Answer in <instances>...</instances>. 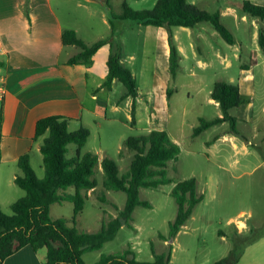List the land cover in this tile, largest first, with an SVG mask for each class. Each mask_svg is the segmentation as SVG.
<instances>
[{
    "label": "rangeland",
    "instance_id": "1",
    "mask_svg": "<svg viewBox=\"0 0 264 264\" xmlns=\"http://www.w3.org/2000/svg\"><path fill=\"white\" fill-rule=\"evenodd\" d=\"M155 1L108 0L114 12H119L123 3L135 10H148L153 7ZM188 1L209 12L219 10L222 13V23L231 29H233V25L237 24L239 31L234 30L233 32L236 43L229 45L209 23H200L201 26L208 27V31L215 35L210 37L204 33L201 45L199 42L197 44L196 57L186 50L187 56L181 64L177 77L172 79L169 75L168 87L173 91L169 98L166 94V98L169 100L168 134L171 138L177 139L180 147L177 159L169 161L166 167L167 176L171 178V182L156 188H141L140 198L148 201L151 207L136 206L132 212V224L135 229L126 225L121 226L115 237L104 243L101 249L83 255L87 264L96 261L101 254L119 252L128 244L131 245L135 258L139 261L152 259L150 244L153 245L156 252L164 251L166 245L158 237V234L165 236L168 234L169 222L174 219L177 210L170 190L176 181L190 177L196 179L197 192L202 195V200L195 205L191 216L177 232L176 240L171 242L172 257L168 264H211L227 255L234 246L236 236H254L258 232H262L264 235V161L261 155V149L264 148V63L255 67L253 121L248 125L239 123V135H233L237 138V150L229 142L221 140L213 142L214 135L223 128L219 125L211 126L196 137L191 136L192 125H197L198 117L211 119L221 114L219 106L214 105L213 101H208L210 98L208 90L211 84L219 80L236 82L239 65L249 61L244 50L251 51L254 47H258L257 38H253V29L250 27L251 20L254 18L250 19V17L241 21L240 11L235 4L242 0ZM79 2L87 6L79 4ZM252 2L264 5L262 0H253ZM50 5L56 11L62 25L65 27L74 26L85 40L108 37L112 32L114 42H118V39L122 40L123 59H125L126 65L132 69L140 86L151 83L150 78L153 70L156 69L164 73L160 68V58L156 60L155 52L158 49L154 50L153 35L150 33L149 40L143 41L146 35L144 25L113 19L115 27L111 32L109 25L103 22L104 18H108L106 6L98 0H88L87 2L50 0ZM235 9L237 12L233 13ZM252 23L254 24V22ZM258 24H260L259 21ZM159 28L161 30L159 32H164L167 43L171 32L172 37L173 34H176L187 46L190 31L186 30H190L189 27L173 26L168 29L163 26ZM156 41L160 46L162 40L157 38ZM226 48L232 51L236 49V54L232 53L229 58L226 57L224 60L222 49ZM132 51L137 54V57L128 62V56ZM98 56L93 65L94 69L100 68ZM194 60L199 61L202 68H194L197 74L191 76L190 69L193 68ZM102 69L106 70L104 64ZM93 85L91 79L87 80L88 87ZM122 89L124 87L118 81L112 92L108 93L104 90V94H98V100L118 99ZM85 103L88 104V100ZM147 109L145 101L142 100L139 110L142 120L146 119ZM158 110L161 113L159 108ZM231 112L236 115L235 108ZM130 115L129 113L128 116ZM159 115L161 116V114ZM126 116L125 112L114 114L108 112L106 120L102 119L106 123L110 122L108 128L92 127L94 132L81 148V153L95 149L103 150L106 157L116 160L120 175L127 171L132 153L124 148L122 157L118 155L115 148L116 143H112L113 138L117 135L126 138L144 133L128 129L130 121L125 120ZM224 125L229 128L228 123H224ZM72 127L71 123L67 129L72 131ZM107 135L109 136L106 137ZM241 135L250 138L255 146L248 145L245 151L240 148L241 143L244 142ZM208 141L211 143L208 144ZM74 149L73 144H68L66 157L74 156ZM101 150L97 152L99 155H102ZM30 163L36 175L41 177L43 175L41 153H39V157L33 156ZM101 176L100 169L96 174L97 189L95 192L91 191L81 213L76 218V227L81 230H97L103 219H108L109 216H114L117 213L110 203L101 202L96 197V193L101 191ZM68 191L72 192L71 188ZM106 197L114 202L119 209L123 208L126 199L124 192L106 191ZM2 211L8 214L10 207L4 206ZM49 212L53 218L62 217L69 220L73 214V205L69 201L54 203L50 206ZM257 244L247 249L235 264L264 263L262 257L264 241H259Z\"/></svg>",
    "mask_w": 264,
    "mask_h": 264
},
{
    "label": "trees",
    "instance_id": "2",
    "mask_svg": "<svg viewBox=\"0 0 264 264\" xmlns=\"http://www.w3.org/2000/svg\"><path fill=\"white\" fill-rule=\"evenodd\" d=\"M108 11V19L131 21L141 25L167 27H193L197 23L207 22L228 44L236 43L234 34L222 23L220 11L209 12L201 9L188 0H156L151 9L135 10L123 3L119 12H114L108 1L104 2ZM237 9L245 16L264 20V5L250 0L237 2ZM113 32L108 37L98 39L90 44L80 39L73 29H64L60 39L63 45H74L79 51L70 56L66 64L92 63V56L103 45L109 44L107 57V74L102 83L110 88L112 81L117 80L125 87L124 97L130 96L135 102L138 96L136 80L131 70L122 61L121 45L114 42ZM257 43L264 53V28L259 25ZM168 68L171 78H175L179 68L180 54L174 43L171 32L168 37ZM2 65L0 61V66ZM173 89L167 87V98ZM210 98L218 103L221 114L211 119L199 118L192 130V136L213 125L228 123L229 132L238 134L237 123L240 121L231 110L249 102V96L240 93L234 82L215 81L210 90ZM71 118L63 115H48L39 118L35 123L34 138L43 137L40 144L42 154L43 175L38 177L29 163L27 153L22 154L17 164L22 172L14 179L15 184L24 191V195L10 205V213L0 208V264L19 248L30 245L32 249L43 251L42 264H85L83 254L99 250L104 243L112 240L121 226L135 229L132 212L136 206L150 208L148 201L141 199V188H156L171 182L167 176V164L176 160L180 147L174 142L166 130L151 129L147 133L128 136L123 147L132 153L127 171L119 174L115 159L103 157L99 160L96 153H81L89 136V130L81 126L75 131L67 129ZM75 146L74 156L66 157L67 145ZM123 155V150L119 152ZM100 167V168H99ZM102 171L101 191L96 197L101 202L110 203L116 210L115 216L103 219L99 229L88 232L76 227V218L82 211L88 191L95 192L98 186L96 174ZM71 188L72 192L68 191ZM122 191L126 195L122 209L110 202L106 191ZM177 206L174 219L169 222V231L158 237L167 241L166 249L156 252L150 244L152 260L139 261L128 244L123 250L115 253L101 254L92 264H168L171 258L172 240L176 233L191 216L193 208L202 200L197 192L196 179L190 177L176 181L170 190ZM69 201L73 205V214L69 220L50 216V206L54 203ZM258 232L254 236H236L234 246L226 256L211 264H235L244 248L262 236Z\"/></svg>",
    "mask_w": 264,
    "mask_h": 264
},
{
    "label": "crops",
    "instance_id": "3",
    "mask_svg": "<svg viewBox=\"0 0 264 264\" xmlns=\"http://www.w3.org/2000/svg\"><path fill=\"white\" fill-rule=\"evenodd\" d=\"M81 1L87 2L88 0ZM98 1L104 5V2L108 0ZM79 4L87 6L84 3L79 2ZM235 12H237L236 9L233 10V13ZM239 13L241 15V21H245L250 18L243 15L241 12ZM234 15L236 16V14ZM221 16L222 13L220 12V17ZM104 19L103 22L109 25L110 31L112 32L115 27L114 20L112 21V24H110L108 18ZM258 21L260 24H258ZM252 22H254V24ZM200 23H197L193 27H189L190 30H186L190 31L187 46L179 37L176 36V34H173L174 43L176 44L180 54L179 68L175 78L178 75L184 58L187 56L186 50L189 54H192L193 57H196L195 50L197 49L198 42L199 45H201V42L204 39V33H207L210 37L215 35L213 32L208 31V27L201 26L202 24ZM258 25L263 27L264 20H251L250 27L253 29L252 34L254 39L257 38L256 30L258 31ZM233 26V29L228 27L232 33L234 30L239 31L237 24ZM144 27L146 35L143 41L145 39L149 40L150 33L153 35L152 40L154 50L158 49L159 51L155 52L156 60L160 58V68L164 73H161L156 69L153 70L150 78L151 83H148L145 86H140L132 69L126 65V61L122 56V63L131 70L136 80V90L138 96L136 97L134 104L130 96L124 97L126 92L124 86L121 96L118 99L110 98L109 101H99L98 94H104V90L108 93L112 92L118 82L117 80H113L110 88L102 86L107 74L106 61L110 51V45L105 44L101 46L92 56V63L89 65H68L66 64L67 59L77 53L79 48L74 45H63L61 43L60 35L64 29H73L77 36L87 44H90L98 39L85 40L81 37L78 30L74 26L65 27L62 25L56 11L50 5V0H0V61L2 63L0 66V76H2L5 80L4 95L0 99L1 210L4 206L10 207L15 200L24 195V191L14 182L15 177L22 174L17 164V160L24 153L28 154L29 163L33 156L39 157V147L42 142V139L41 141H39V139L43 137L34 138V135L35 123L41 117L48 115H63L69 117L71 119L68 121L67 126L72 123V131L77 130L81 126L86 127L89 130V138L92 132H94L92 127L99 129L108 128L110 122L106 123L103 121L106 120V114L108 112L113 114L125 112L127 115L125 120L127 122L130 121L128 129L144 133H147L151 129H164L167 133H169V100L166 98V89L170 79L168 68L169 46L165 41L166 38L164 32H159L161 31L159 28L161 26L144 25ZM156 28L158 29L156 30ZM102 38L105 37H100L99 39ZM157 38L162 40L160 46L157 44ZM118 43L121 45L122 51L123 41L118 39ZM233 51L228 48L225 50L222 49L223 59L225 60L226 57L229 58L232 53L235 55L236 49ZM240 51H242L241 48ZM244 54L248 55L249 61L239 65L237 79L234 83L238 84L240 93L249 96L250 100L249 102L241 104L235 108V116L238 120H240L237 123L238 135L240 132L238 128L239 123L248 125V123L251 124L253 121L256 80L255 67L258 64L261 65L264 63V53L261 51L259 46L254 47L251 51L245 49ZM97 55H99L98 65L100 68L94 69L93 65ZM136 57L137 54L132 51L128 56V62L136 59ZM103 64L106 66V70L104 71L102 69ZM192 67L193 68L190 69L191 76H195L197 74L194 71V68H202L199 61L195 60L192 63ZM89 79H91L94 83L93 86H87V80ZM213 83L208 90L209 96ZM86 100H88V104L85 103ZM142 100L145 101V104L148 107L146 119L143 120L140 118L139 111ZM208 101H213L214 105H218V103L211 98H209ZM127 112L131 115L128 116L129 113ZM159 114H161V116ZM199 118L203 117H198V122ZM224 123L226 122L218 124L223 128L217 131L214 135L213 142L218 140L226 141L232 144L237 150L238 145L237 138L235 137L236 134L229 132V128H227ZM192 126L193 130L196 125ZM108 136L109 135L106 137ZM241 137L244 142L241 143L240 148L244 151L248 145L255 146L250 138L242 135ZM126 138L122 135H117L113 138L112 143H116L115 148L117 154L122 151L123 142ZM171 139L178 144L177 139ZM208 142V144L211 143V141ZM99 150L101 149H95L90 152L96 153L100 160L106 156L103 150H101L102 155H99L97 153ZM261 155L264 161V148L261 149ZM90 194L91 191H88L86 199L90 196ZM88 232H92V230ZM176 237L177 236L175 235L172 242L176 240ZM259 241H264V235L257 239L256 242L246 246L242 255L250 247L258 245L257 243H259ZM163 242L165 245L167 244V241L163 240ZM43 255L44 252L42 250L35 252L30 245H25L6 257L2 264H42ZM262 257L264 258V254Z\"/></svg>",
    "mask_w": 264,
    "mask_h": 264
},
{
    "label": "built area",
    "instance_id": "4",
    "mask_svg": "<svg viewBox=\"0 0 264 264\" xmlns=\"http://www.w3.org/2000/svg\"><path fill=\"white\" fill-rule=\"evenodd\" d=\"M5 91V80L0 76V99L3 97Z\"/></svg>",
    "mask_w": 264,
    "mask_h": 264
}]
</instances>
